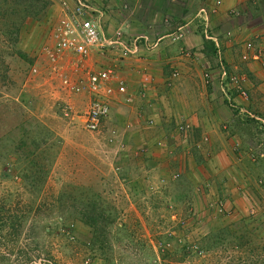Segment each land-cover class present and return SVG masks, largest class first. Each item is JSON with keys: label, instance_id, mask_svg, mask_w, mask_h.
Masks as SVG:
<instances>
[{"label": "crops", "instance_id": "crops-1", "mask_svg": "<svg viewBox=\"0 0 264 264\" xmlns=\"http://www.w3.org/2000/svg\"><path fill=\"white\" fill-rule=\"evenodd\" d=\"M69 1L75 5V0ZM85 1L102 34L111 37L120 30L129 45L140 38L139 53L119 65L113 48L94 51L85 59L75 54L59 59V70L74 80L114 65L118 78L134 94L129 103L122 95L107 101L108 116L116 112L119 127L115 128H133L126 138L134 152L121 155L128 172L124 198L132 202L140 197V215L151 218L150 212L156 211L153 207L162 202L153 205L145 200H161L166 187L175 185L176 195H164L165 201L187 203L192 217L208 223L210 231L234 233L236 226H251L257 234H264V0H221L218 7L216 0ZM58 6H50L46 14L51 18L46 17L43 25L55 23L62 9ZM42 23L28 21L26 27L31 31L29 27L35 26L31 32L36 34ZM179 32L182 38L174 39ZM52 34L53 30L51 43H44L41 52L54 43ZM249 41L261 52L260 59L242 58ZM209 45L214 46V54ZM77 63L82 66L80 74L72 70ZM173 69L179 74L170 84ZM224 71L228 76H223ZM205 72L210 79H205ZM236 74L247 78V98L231 85L228 77ZM145 76L150 80L145 81ZM111 84L117 86L116 81ZM66 92L73 94L77 106L86 105L87 112L90 95ZM184 120L192 124L193 132L178 129ZM204 135L207 142L202 140ZM179 171L182 175L175 179ZM154 191L158 192L150 194ZM216 197L223 198L224 215L216 216L209 204Z\"/></svg>", "mask_w": 264, "mask_h": 264}, {"label": "rangeland", "instance_id": "rangeland-1", "mask_svg": "<svg viewBox=\"0 0 264 264\" xmlns=\"http://www.w3.org/2000/svg\"><path fill=\"white\" fill-rule=\"evenodd\" d=\"M50 1L42 17L22 18L15 8L25 2L0 0V264H264V234L210 231L187 203L165 201L175 185L145 200L162 202L153 218L140 215V197L124 198L121 155L134 152L126 138L133 128H115V110L99 131L83 127L86 105L73 102L40 50L65 4L73 6ZM54 4L62 9L48 27ZM28 21L43 22L36 34ZM222 199L209 202L216 216L225 213ZM92 216L109 225L102 246Z\"/></svg>", "mask_w": 264, "mask_h": 264}, {"label": "built area", "instance_id": "built-area-1", "mask_svg": "<svg viewBox=\"0 0 264 264\" xmlns=\"http://www.w3.org/2000/svg\"><path fill=\"white\" fill-rule=\"evenodd\" d=\"M218 7L221 4V0L215 1ZM91 7L85 0H75V5L70 6L68 3L64 6L65 15L59 19L53 29V41L51 45H46L42 48V53L48 58L51 63V69L54 73H60L61 84L63 89L70 93H86L91 96V102L87 112H85L83 118V127L89 131H99L102 128L104 119L109 114L108 98L116 95H122L123 101L126 103L132 102L134 94L128 91V86L125 81L119 79L116 74L114 65L105 67L97 71L86 72L83 78L74 80L71 76L64 71L59 70V59L67 54H75L81 58L88 57L94 51L108 50L113 48L117 50L115 62L118 63L124 59L139 53V39L133 41L132 44L126 43L122 40V31L117 30L113 36L107 37L100 32L98 22L89 15ZM216 8L214 9V11ZM183 33L179 32L174 39L182 38ZM245 51L242 54L244 60L260 59L261 52L256 50L253 42H246ZM264 66V60L262 62ZM82 66L79 63L74 65L73 71L80 74ZM221 69L225 70L224 65L221 62ZM178 70H173L171 74V80L177 77ZM205 79H210L209 72H205ZM223 76H228L226 72H223ZM231 85L240 92L245 98L248 97V92L244 88V84L247 80L244 74H236L228 77ZM145 81H149L148 76L144 77ZM116 81L117 86H113L111 82ZM67 109H69L67 107ZM154 121L148 120L149 124ZM178 129L182 133L193 132L194 127L192 124L184 120L178 124ZM204 142L208 141V136H202ZM161 141L158 145H161ZM182 175V172H176L174 178L177 179ZM219 209H222V201L217 202ZM216 204V203H215Z\"/></svg>", "mask_w": 264, "mask_h": 264}, {"label": "trees", "instance_id": "trees-1", "mask_svg": "<svg viewBox=\"0 0 264 264\" xmlns=\"http://www.w3.org/2000/svg\"><path fill=\"white\" fill-rule=\"evenodd\" d=\"M22 1L25 3L22 5L17 4L16 5L17 7L15 8L20 13L22 18H26V17L40 18L47 10V7L51 4L50 0H22ZM207 43L208 42H206V44ZM209 47L212 49L211 53L214 54L216 52L214 46L211 47V45H209ZM100 219H105V218L92 216L90 217V223L97 232L98 234L97 237L100 238L99 241H100V245L102 246L107 242V238L109 236L107 228L109 225L106 222L103 225H101V222L99 221Z\"/></svg>", "mask_w": 264, "mask_h": 264}]
</instances>
